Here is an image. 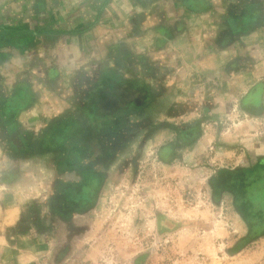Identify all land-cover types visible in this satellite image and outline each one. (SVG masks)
<instances>
[{
  "label": "rangeland",
  "instance_id": "obj_1",
  "mask_svg": "<svg viewBox=\"0 0 264 264\" xmlns=\"http://www.w3.org/2000/svg\"><path fill=\"white\" fill-rule=\"evenodd\" d=\"M240 55L234 71L230 60L160 81V99L139 119L148 125L110 152L100 125L84 131L70 112L51 127L43 117L23 127L0 52V181L15 184L23 169L20 186L32 190L0 237L35 252L15 261L0 248V264H264V78L230 84ZM20 136L78 165L57 177L49 161L24 156L36 142L15 148Z\"/></svg>",
  "mask_w": 264,
  "mask_h": 264
},
{
  "label": "crops",
  "instance_id": "obj_2",
  "mask_svg": "<svg viewBox=\"0 0 264 264\" xmlns=\"http://www.w3.org/2000/svg\"><path fill=\"white\" fill-rule=\"evenodd\" d=\"M0 23V52L13 71L3 85L17 86L6 100L29 103L17 109L23 127L41 117L43 126L51 127L70 112L72 123L82 120L84 131L100 125L104 150L110 152L114 139L122 147L127 137L133 142L139 134V123L148 125L139 119L160 99L157 85L174 71L216 73L221 63L234 64L241 54L242 70L227 75L230 84L240 76L245 85L264 78V0H0ZM20 139L15 148L32 141L39 147L41 138ZM6 147L11 148L2 150ZM40 150L34 145V153L24 156L38 157L35 166L49 161L57 177L78 165L74 154ZM20 172L13 185L0 181L1 230L18 221L23 210L18 200L32 192L21 188L27 175ZM0 248L15 261L35 253L23 251L11 237H0Z\"/></svg>",
  "mask_w": 264,
  "mask_h": 264
}]
</instances>
